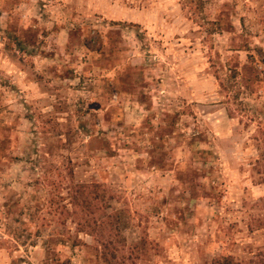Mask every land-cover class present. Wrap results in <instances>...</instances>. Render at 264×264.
Instances as JSON below:
<instances>
[{"label":"rangeland","instance_id":"rangeland-1","mask_svg":"<svg viewBox=\"0 0 264 264\" xmlns=\"http://www.w3.org/2000/svg\"><path fill=\"white\" fill-rule=\"evenodd\" d=\"M103 257L264 264V0H0V264Z\"/></svg>","mask_w":264,"mask_h":264},{"label":"trees","instance_id":"trees-1","mask_svg":"<svg viewBox=\"0 0 264 264\" xmlns=\"http://www.w3.org/2000/svg\"><path fill=\"white\" fill-rule=\"evenodd\" d=\"M96 187V186H95ZM95 190V189H93ZM78 198H77V203H75L76 206L78 207H81L83 210H86V211H89V206L91 204V201H96L98 199V197H96V193L94 192H81V191H78L76 192ZM86 228H91L90 225H86L84 224ZM95 223H93V228H95ZM98 227V226H97ZM100 227V225H99ZM92 228V229H93ZM102 245V248L104 249V251L106 250V246L108 245V242H102L101 243ZM115 258V256H114ZM104 261L106 262V264H111L108 259H106L105 257H103ZM228 258H224V259H220L219 261L216 262V264H230L228 262Z\"/></svg>","mask_w":264,"mask_h":264}]
</instances>
